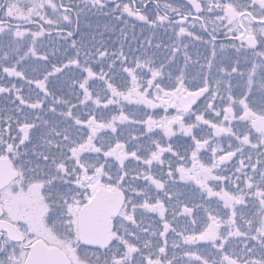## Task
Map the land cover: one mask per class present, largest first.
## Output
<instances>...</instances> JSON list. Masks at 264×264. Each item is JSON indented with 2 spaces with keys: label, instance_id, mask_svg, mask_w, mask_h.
I'll return each instance as SVG.
<instances>
[{
  "label": "snow or ice",
  "instance_id": "6c2138e0",
  "mask_svg": "<svg viewBox=\"0 0 264 264\" xmlns=\"http://www.w3.org/2000/svg\"><path fill=\"white\" fill-rule=\"evenodd\" d=\"M0 102V264H264V0H0Z\"/></svg>",
  "mask_w": 264,
  "mask_h": 264
},
{
  "label": "flooded vegetation",
  "instance_id": "af4514ba",
  "mask_svg": "<svg viewBox=\"0 0 264 264\" xmlns=\"http://www.w3.org/2000/svg\"><path fill=\"white\" fill-rule=\"evenodd\" d=\"M74 2L79 3V0H74ZM101 23H103V20L101 21ZM1 103V102H0Z\"/></svg>",
  "mask_w": 264,
  "mask_h": 264
},
{
  "label": "rangeland",
  "instance_id": "374dc122",
  "mask_svg": "<svg viewBox=\"0 0 264 264\" xmlns=\"http://www.w3.org/2000/svg\"><path fill=\"white\" fill-rule=\"evenodd\" d=\"M2 103V102H1Z\"/></svg>",
  "mask_w": 264,
  "mask_h": 264
}]
</instances>
